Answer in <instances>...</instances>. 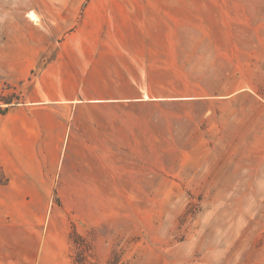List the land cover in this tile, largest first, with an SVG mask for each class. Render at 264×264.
<instances>
[{
	"label": "rangeland",
	"instance_id": "374dc122",
	"mask_svg": "<svg viewBox=\"0 0 264 264\" xmlns=\"http://www.w3.org/2000/svg\"><path fill=\"white\" fill-rule=\"evenodd\" d=\"M77 2L0 0V57L12 31L21 40L71 31V17L52 14ZM150 3L140 15L139 66L122 57L87 74L129 79L115 83L139 90L138 101L111 102L125 109L96 118L103 136L128 142L129 158L137 150L139 193L54 195L68 221L71 262L264 264V0ZM2 60L6 106L20 96ZM90 115L80 113L83 126ZM87 201L92 215L81 207ZM25 227L0 225V249L28 239Z\"/></svg>",
	"mask_w": 264,
	"mask_h": 264
},
{
	"label": "crops",
	"instance_id": "0c3cea01",
	"mask_svg": "<svg viewBox=\"0 0 264 264\" xmlns=\"http://www.w3.org/2000/svg\"><path fill=\"white\" fill-rule=\"evenodd\" d=\"M79 1L66 12L51 13L71 17V31L48 32L45 38L25 33L23 40L12 31L3 45L6 56L0 59L11 66L5 79L20 97L6 106L0 102V225L27 226L29 238L8 240L0 264H72L70 229L56 210L55 194H76L80 200L81 194L139 193L137 150L129 158L128 142L103 136L96 121L98 112L125 109L111 102L138 101L139 90L115 83L123 79L87 74L122 57L139 66V32L145 25L140 15L152 0ZM49 45L53 55L43 57ZM81 112L91 114L90 127L79 121ZM81 207L91 214L88 201Z\"/></svg>",
	"mask_w": 264,
	"mask_h": 264
},
{
	"label": "bare ground",
	"instance_id": "6f19581e",
	"mask_svg": "<svg viewBox=\"0 0 264 264\" xmlns=\"http://www.w3.org/2000/svg\"><path fill=\"white\" fill-rule=\"evenodd\" d=\"M28 16L32 19V20H37V16L33 11H30L28 13ZM37 22V21H36Z\"/></svg>",
	"mask_w": 264,
	"mask_h": 264
},
{
	"label": "trees",
	"instance_id": "16d2710c",
	"mask_svg": "<svg viewBox=\"0 0 264 264\" xmlns=\"http://www.w3.org/2000/svg\"><path fill=\"white\" fill-rule=\"evenodd\" d=\"M2 99H0L1 101ZM5 103H10L11 101L10 100H4Z\"/></svg>",
	"mask_w": 264,
	"mask_h": 264
}]
</instances>
